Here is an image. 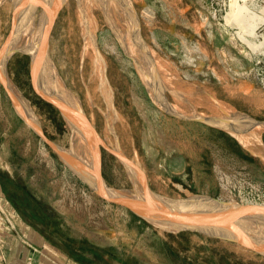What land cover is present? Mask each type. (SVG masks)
<instances>
[{
    "label": "rangeland",
    "instance_id": "1",
    "mask_svg": "<svg viewBox=\"0 0 264 264\" xmlns=\"http://www.w3.org/2000/svg\"><path fill=\"white\" fill-rule=\"evenodd\" d=\"M110 1L130 8L135 53L104 0H0V178L13 190L11 201L0 182V209L7 206L69 264L75 256L90 264H264V160L209 122L166 112L128 54L172 109L264 122V0ZM44 22L51 24L47 57ZM4 77L37 124L16 109ZM47 87L73 143L93 150L87 172L146 197L253 207L250 216L230 213L236 226H229L261 244L217 236L223 224L205 218L200 226L214 235L159 227L100 196L31 126L62 151L83 154L72 149V130ZM260 136L264 144V130Z\"/></svg>",
    "mask_w": 264,
    "mask_h": 264
},
{
    "label": "bare ground",
    "instance_id": "2",
    "mask_svg": "<svg viewBox=\"0 0 264 264\" xmlns=\"http://www.w3.org/2000/svg\"><path fill=\"white\" fill-rule=\"evenodd\" d=\"M98 1H100V0H98ZM104 2H105L104 10L106 11V13L108 12V14L110 12H112V14L114 13V17H115L116 21L118 20L119 26L122 29V30L121 29L120 30L122 32V35L124 36V40L125 39L127 40V45H129V47H130L129 51H131L132 53L133 52L135 53V48H134V45H133V42L131 40V36L130 35H132L134 38H136L137 36L134 35V31L132 29L131 20H130L131 19V16H130L131 13H130L129 6H127L128 4L127 5L125 4L126 5V7H125L124 4H122V5L121 4H118V5L117 4H113V2L110 1V0H104ZM133 11H134V16L136 17L137 28H138L139 23H138V19H137V16H136L134 8H133ZM137 32H138V35H139V31H137ZM129 51H128V54L131 56V58L133 60H135V62L137 64V67H139L140 70H141L140 72L143 75V79L145 80L146 84L148 86H150V88L152 90L151 92L153 94V97H154L155 101L163 109H165L166 112L174 114L175 116H180L181 114H183V115H186V117L189 118V119L190 118L191 119H198V120H202V121H205V122H209L211 125H214V126L220 128V129L226 131V133H228L229 135L234 137L238 142H240V144L244 148H247L248 150L255 152L258 156H260L264 160V144L262 143V141L260 139V137H261L260 135H261V133L264 130V122L255 121L254 123H251V122H253L252 120H254L253 118H251L250 116H248L246 114L240 113V112H238L236 110H234V111L238 112L239 114L223 110L225 117H224V119L221 118L222 119L221 120V119H218L219 117H215V114H216L215 110L212 111V115H210V114L209 115H206V114L204 115L203 113L186 114V113L178 111L176 109L175 110L172 109V107L170 106L171 105L170 103H167L165 101V99L163 100L162 98H160V96H158L159 94H158V90H157L156 87L154 88V91H153V87H152L153 84L151 85L150 81L145 76L146 75V73H145L146 71L144 72L141 69V64L140 63H142V62H139V59H138L137 55H135V54L132 55ZM33 63H34V69H35V71H36V73L38 75V72H37V65H38L37 61H35L33 59ZM147 75H149V74H147ZM38 77L41 79V75H38ZM4 78H5V82L7 83V84L5 83L6 86L8 85L9 88H11V86H12L11 81H8V79L6 77H4ZM158 79H160L161 82L169 88V86L167 85L165 80H163L161 77L160 78L158 77ZM41 81H42V79H41ZM47 89L50 91V94L55 99L57 107H58L60 113L65 118V120L67 121L68 125L70 126V128L72 130V127H71L70 123L68 122V119L66 118V116L64 115V113L62 111V108H61L60 103H59V99H58L55 91H53L52 89H50L48 87H47ZM13 94L15 95V93H13ZM207 103L208 102L206 101V104ZM109 108H111V107H109ZM210 108H211V106H210ZM211 109L213 110L214 108H211ZM196 112H198V111H196ZM19 114H20V116L23 117V119L26 121V123L30 124L28 122L27 118L21 112ZM246 119L250 120L251 122L247 121ZM240 120L243 121V122H246L248 124H242V122ZM76 125H77V123H76ZM31 126L33 127V129L38 131V129L35 128L33 125H31ZM249 126L256 131V134H258L260 143L255 140L256 138H254V137H252L250 135H247L245 133L246 132L245 128L248 127V129H250ZM251 140H252L253 144L251 143ZM73 141L74 140H73V130H72V136H71V142H70L71 143V147H72V149H75V150L76 149L77 150L78 149H82L84 151L83 154L82 155L73 154V153H71L72 152L71 150L67 149V150L64 151L65 156L70 161H72L74 164L80 166L81 169L84 172L88 171V167H92V169H94L93 163L91 162L93 150H90V153L88 154L89 151L86 150L85 143H82V141H80V140L78 141L77 139L75 140V143H73ZM90 154H91V156H90ZM89 156H90V158H89ZM87 173H89V172H87ZM91 188H93L94 191H96L100 195L109 197L104 192L99 190L96 186L91 185ZM124 192L132 194V193H130L128 191H124ZM132 195L138 201L141 209L144 212H146L149 216H151V219L153 218V220H155L158 217V211H157L158 207H157V205H159V204L155 200L154 195H152L150 193V196L146 197V196H143V195L139 194L138 192H136V193H134ZM176 201L177 202L175 204L178 205L179 208L182 211H184L185 213H187L188 215H190V216H192V217H194L196 219L199 218L200 221L204 220V218H205V220H211L213 222H218V223L223 224V225L226 224V225H234V226H236L234 224V218L232 217V214H230L232 212L240 213V214L245 215V216H250L251 213L256 210V209L254 210L253 207L244 208V207L238 206L237 204H231V205L225 206L224 204L219 203V202H217L215 200L204 198V197H201V196H195V197L187 198V199H177ZM172 204H174V203H172ZM263 216H264V214H263ZM201 224H203L202 221H201ZM205 225H207V224L205 223Z\"/></svg>",
    "mask_w": 264,
    "mask_h": 264
},
{
    "label": "water",
    "instance_id": "3",
    "mask_svg": "<svg viewBox=\"0 0 264 264\" xmlns=\"http://www.w3.org/2000/svg\"><path fill=\"white\" fill-rule=\"evenodd\" d=\"M43 27L47 30L46 38H45V44H46L45 45V50H46L45 55L47 57V55H48L47 54L48 53V32H49V29L51 27V24L44 22ZM12 36H14V32H12L10 38ZM10 38L8 39V42H9ZM4 68L6 70V63H5ZM6 73H7V71H6ZM6 88H7L8 92H9V94L13 100V104L16 107V109L17 110H18V108L22 109L24 111V113H26V115H28L37 124V119L33 115L31 109H29L22 101H20L19 98H17V96H15L7 86H6ZM85 117H86V115H85ZM37 127H38V125H37ZM37 132H39V134L44 138V140L56 151V153L63 159V161L66 164H68V166L74 172H76L78 174V176L83 181L88 183L90 187H91V185L96 186L99 190H101L107 196H109V197H106V196L100 195L98 193L100 196H102L106 200H109L113 203H117V204H120V205L128 208L129 210L134 212L136 215L141 216V217L145 218L146 220H149L153 223H156V225L159 227H160V225H162V226L168 225V226H173V227L177 228V231L190 230V231H195V232H202V233L207 234V235H214L215 230L206 229L203 226H200L201 221L199 219H196V218L188 215L184 211H182L179 208V206L175 204L177 202L176 201L177 199H171L168 197H164L162 195L152 194L150 192L152 195H154L155 200L159 204V205H157L158 217L155 220H153V218L151 219V216H149L146 212H144L141 209L138 201L136 200V198L132 194L124 192L125 190H118V189H115V188L109 186L108 183L106 182V180L100 174L99 170L97 171L98 174H91V173L84 172L80 166L74 164L72 161H70L65 156L64 151H62L59 147L55 146L54 144L50 143L42 135L41 129H39V127H38ZM91 132H92V135H91L92 140L94 142H96L95 134L93 131H91ZM239 144H240V142H239ZM121 157L124 158L122 155H121ZM204 198L211 199L209 197H204ZM172 203H174V204H172ZM220 227H218L219 230H217V233H219V235H217V236L222 235V237L227 239V240L237 241V242H240V243H243L246 245L248 244L251 246H252V243L253 244H261V241L258 240V238H256V236H254L253 233H250L247 231H241V230L237 231L236 229H233L232 226L225 225V224L221 228Z\"/></svg>",
    "mask_w": 264,
    "mask_h": 264
},
{
    "label": "crops",
    "instance_id": "4",
    "mask_svg": "<svg viewBox=\"0 0 264 264\" xmlns=\"http://www.w3.org/2000/svg\"><path fill=\"white\" fill-rule=\"evenodd\" d=\"M3 200L4 194L0 187V201ZM1 209L0 264H69L60 259L56 248L46 239L24 222L13 218L7 206ZM74 264L80 263L75 261Z\"/></svg>",
    "mask_w": 264,
    "mask_h": 264
},
{
    "label": "trees",
    "instance_id": "5",
    "mask_svg": "<svg viewBox=\"0 0 264 264\" xmlns=\"http://www.w3.org/2000/svg\"><path fill=\"white\" fill-rule=\"evenodd\" d=\"M8 181L9 180L7 178H2V177L0 178V182H1L2 186H3V190H4L5 194L7 195V197L9 198V200L13 201V199L11 197V194H12V191L13 190L10 189L11 186L8 184ZM74 258L80 264H90L87 259H85V258H83L81 256H79V257L78 256H75ZM99 258L102 260L101 257H99ZM102 261L103 262H107L106 260H102Z\"/></svg>",
    "mask_w": 264,
    "mask_h": 264
}]
</instances>
